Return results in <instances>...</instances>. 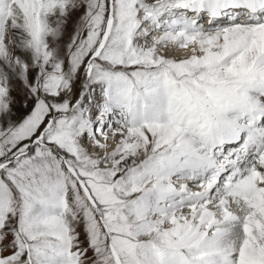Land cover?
Masks as SVG:
<instances>
[{
  "label": "snow or ice",
  "instance_id": "1",
  "mask_svg": "<svg viewBox=\"0 0 264 264\" xmlns=\"http://www.w3.org/2000/svg\"><path fill=\"white\" fill-rule=\"evenodd\" d=\"M0 264H264V0H0Z\"/></svg>",
  "mask_w": 264,
  "mask_h": 264
}]
</instances>
